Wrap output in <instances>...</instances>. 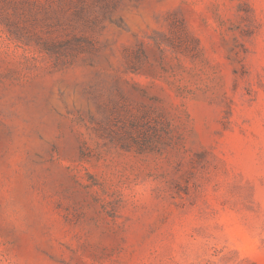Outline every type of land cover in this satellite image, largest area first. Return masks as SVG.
Instances as JSON below:
<instances>
[{
  "label": "rangeland",
  "instance_id": "obj_1",
  "mask_svg": "<svg viewBox=\"0 0 264 264\" xmlns=\"http://www.w3.org/2000/svg\"><path fill=\"white\" fill-rule=\"evenodd\" d=\"M0 264H264V0H0Z\"/></svg>",
  "mask_w": 264,
  "mask_h": 264
}]
</instances>
